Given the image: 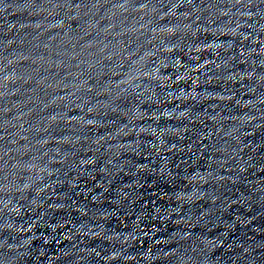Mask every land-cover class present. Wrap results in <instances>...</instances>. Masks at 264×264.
<instances>
[{
  "label": "water",
  "instance_id": "95a60500",
  "mask_svg": "<svg viewBox=\"0 0 264 264\" xmlns=\"http://www.w3.org/2000/svg\"><path fill=\"white\" fill-rule=\"evenodd\" d=\"M0 264H264V0H0Z\"/></svg>",
  "mask_w": 264,
  "mask_h": 264
}]
</instances>
